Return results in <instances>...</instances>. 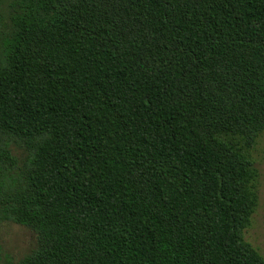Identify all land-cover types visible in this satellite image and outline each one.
<instances>
[{
	"label": "trees",
	"instance_id": "trees-1",
	"mask_svg": "<svg viewBox=\"0 0 264 264\" xmlns=\"http://www.w3.org/2000/svg\"><path fill=\"white\" fill-rule=\"evenodd\" d=\"M264 0H9L0 264H264Z\"/></svg>",
	"mask_w": 264,
	"mask_h": 264
},
{
	"label": "rangeland",
	"instance_id": "rangeland-1",
	"mask_svg": "<svg viewBox=\"0 0 264 264\" xmlns=\"http://www.w3.org/2000/svg\"><path fill=\"white\" fill-rule=\"evenodd\" d=\"M9 0H0V11L7 6ZM251 155L259 170L258 193L259 205L253 215L251 225L245 231V238L251 242L264 256V133H262ZM37 244L34 231L14 222H4L0 225V246L3 257H9L14 262L30 253Z\"/></svg>",
	"mask_w": 264,
	"mask_h": 264
}]
</instances>
